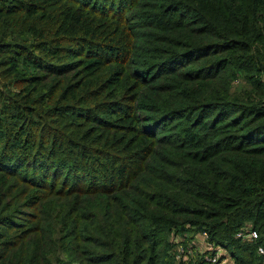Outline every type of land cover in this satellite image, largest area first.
Returning <instances> with one entry per match:
<instances>
[{
    "label": "trees",
    "instance_id": "trees-1",
    "mask_svg": "<svg viewBox=\"0 0 264 264\" xmlns=\"http://www.w3.org/2000/svg\"><path fill=\"white\" fill-rule=\"evenodd\" d=\"M199 232L264 264V0H0V264H214Z\"/></svg>",
    "mask_w": 264,
    "mask_h": 264
},
{
    "label": "built area",
    "instance_id": "built-area-1",
    "mask_svg": "<svg viewBox=\"0 0 264 264\" xmlns=\"http://www.w3.org/2000/svg\"><path fill=\"white\" fill-rule=\"evenodd\" d=\"M200 241L202 249L207 252L205 259L216 264H231L232 261L228 256L227 251H224L221 247L213 245L207 241V235L205 232H199L196 236ZM235 237L246 241H253L258 238V234L250 227L243 228L235 234ZM257 254L264 258V246L257 247Z\"/></svg>",
    "mask_w": 264,
    "mask_h": 264
}]
</instances>
